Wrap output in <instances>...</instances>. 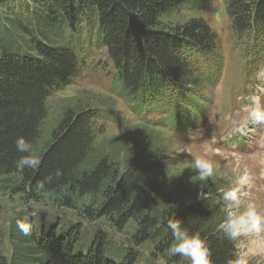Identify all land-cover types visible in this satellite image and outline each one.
<instances>
[{
	"label": "trees",
	"instance_id": "obj_1",
	"mask_svg": "<svg viewBox=\"0 0 264 264\" xmlns=\"http://www.w3.org/2000/svg\"><path fill=\"white\" fill-rule=\"evenodd\" d=\"M212 1L0 0V190L14 178L27 200L38 203L40 195H48L76 209L74 203L88 198L95 205H83L81 217L106 218L119 230L133 221L135 243L148 242L164 252L173 242L167 223L176 219L207 242L212 264L234 259L236 243L223 237L224 219L211 193L162 203V169L152 158L136 151L126 165L114 167L97 153L104 125L113 120L109 113L67 108L49 140L38 147L47 100L72 83L80 66L75 47L88 46L85 42L106 51L115 91L132 113H160L164 118L158 123L179 134L201 129L222 75L220 36L202 18L170 27L161 21L181 9L203 11ZM227 12L236 37L264 35V0H231ZM201 59L212 65L199 67ZM20 136L35 146L40 160L35 169L15 166ZM18 221L30 225V234L20 231ZM138 261L134 251L64 214L27 208L12 220L7 237L0 229V264Z\"/></svg>",
	"mask_w": 264,
	"mask_h": 264
},
{
	"label": "rangeland",
	"instance_id": "obj_2",
	"mask_svg": "<svg viewBox=\"0 0 264 264\" xmlns=\"http://www.w3.org/2000/svg\"><path fill=\"white\" fill-rule=\"evenodd\" d=\"M231 0H213L203 11L181 9L162 18L164 27L183 24L191 18H202L221 39L223 59L222 75L213 89V104L205 125L201 129L179 134L163 127L158 120L164 118L153 112L137 115L118 97L113 76L115 74L106 51L94 44L75 47L79 69L72 83L54 93L47 100V117L40 128L39 148L49 140L59 119L67 108H95L100 114L109 113L113 120L104 125V134L98 138L97 153L106 156L114 167H123L136 151H142L150 162L162 169V203L172 198L190 199L202 191L211 193L218 213L225 219L229 205L223 200V192L240 188L242 205L252 203L264 214V125L249 124L246 135L237 134V127L247 115L243 105L258 97L264 105V35L258 39L236 37L231 30L227 4ZM92 39V38H91ZM212 65L211 60H200ZM174 92L168 93L173 96ZM188 100V99H187ZM182 105L187 101H182ZM171 103H166L169 108ZM174 108V107H173ZM203 156L214 162V174L200 181L191 166L194 156ZM123 164V166H121ZM5 190H0V229L7 237L12 220L25 209L64 214L80 225L103 232L116 246L130 249L138 255L139 264H189L182 257H169L163 250L143 242L135 243V224L128 222L122 229L116 228L106 218L90 220L81 217L83 205H95L90 199L74 203L76 209L60 206L48 195L39 196L40 202L28 199L19 179L11 178ZM210 196V195H209ZM166 200V201H165ZM57 203V204H56ZM237 250L249 253L250 264L259 260L264 264V234L260 237H242L235 242Z\"/></svg>",
	"mask_w": 264,
	"mask_h": 264
},
{
	"label": "clouds",
	"instance_id": "obj_3",
	"mask_svg": "<svg viewBox=\"0 0 264 264\" xmlns=\"http://www.w3.org/2000/svg\"><path fill=\"white\" fill-rule=\"evenodd\" d=\"M247 115L243 122L237 127L236 132L240 136L246 135L248 125H264V105H261L259 98H253L250 103L243 105ZM15 146L18 153H21L15 161L18 170L23 171L25 168L35 169L40 164V160L35 155L34 144L24 136L17 137ZM200 181H206L214 174V162L200 155L194 156L191 162ZM56 175L59 176V170ZM50 179V177L46 178ZM40 187L43 186L41 183ZM223 200L228 203L229 210L226 213L222 224L223 237L229 241L237 242L242 237L255 236L260 237L264 234V214L257 211L254 204L249 203L242 205L240 188L233 187L223 192ZM17 227L24 235L30 234V225L24 221H18ZM170 229L173 242L169 245L166 253L169 257L179 256L190 261V264H212L211 250L207 242L201 238L198 233H189L182 226L179 220H170L167 223ZM259 254L264 256V249H260ZM235 258L229 259L227 264H250L249 253L237 250ZM256 264H261L259 260Z\"/></svg>",
	"mask_w": 264,
	"mask_h": 264
}]
</instances>
